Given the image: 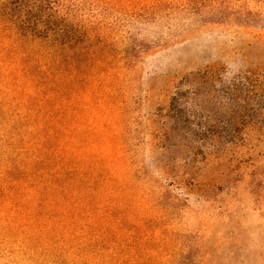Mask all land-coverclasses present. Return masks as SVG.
<instances>
[{
  "label": "rangeland",
  "instance_id": "rangeland-1",
  "mask_svg": "<svg viewBox=\"0 0 264 264\" xmlns=\"http://www.w3.org/2000/svg\"><path fill=\"white\" fill-rule=\"evenodd\" d=\"M0 264H264V0H0Z\"/></svg>",
  "mask_w": 264,
  "mask_h": 264
},
{
  "label": "trees",
  "instance_id": "trees-1",
  "mask_svg": "<svg viewBox=\"0 0 264 264\" xmlns=\"http://www.w3.org/2000/svg\"><path fill=\"white\" fill-rule=\"evenodd\" d=\"M32 37L33 36H31V38ZM43 38L47 39L46 35ZM65 50L66 49H57L56 52L53 54L51 53L52 57L50 59H46L44 65L26 66V63L23 62V65L26 66V74L29 75V78L33 80V82H35L36 87H38L40 90L39 93L42 94L43 97H47L43 100L44 105L48 108L46 112L56 113L60 120L61 117L64 118L63 100L67 98L69 94L66 90V85L61 82V78L65 72ZM30 52L37 54L38 58H40L42 55L45 56L44 51L42 50L29 51V53ZM85 55H87L89 58L94 56L93 52L91 51H86ZM86 67L88 71L94 70L93 64L87 65ZM51 141L54 140L51 139ZM55 142L56 139L53 143L49 142L46 147L47 153L50 152L48 157H45V159H38L37 161L33 162L32 166L26 171L24 169L19 171V175H23V177L26 176L27 178H31L32 175L41 176V173L44 171L50 173L51 177L48 180L49 192L45 195L46 198H51L56 195L57 188L64 183L65 176L63 171L68 165V162H66L64 159L52 156V154H54L53 149ZM18 180H20V178L14 179V182ZM72 180V183H70L71 187H77V185L81 183L80 179H77L74 176L72 177Z\"/></svg>",
  "mask_w": 264,
  "mask_h": 264
}]
</instances>
